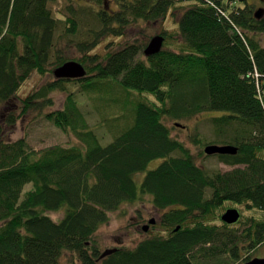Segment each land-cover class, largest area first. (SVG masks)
<instances>
[{
	"label": "trees",
	"instance_id": "1",
	"mask_svg": "<svg viewBox=\"0 0 264 264\" xmlns=\"http://www.w3.org/2000/svg\"><path fill=\"white\" fill-rule=\"evenodd\" d=\"M50 1L0 0V264H62L68 252L79 264H223L227 247V255L237 257V231L204 219L225 200H248L264 213V156L258 155L264 150V16H254L258 1L69 0L62 19ZM179 2L193 3L180 13L179 51L163 48L139 58L141 46L127 44L87 67L85 77L49 80L18 97L34 71L46 73L67 61L69 47L89 64L97 56L87 53L103 38L122 35L132 20H163ZM162 34L169 37L166 30ZM109 89L116 92L115 107L125 108L130 120L120 129L114 116L116 131L103 143L83 105L88 99L97 108L108 104ZM55 91L66 94L64 103L45 112L55 105ZM139 92L154 99L133 96ZM203 111L222 112L211 117L212 129L223 145L238 148L220 154L234 168L209 173L172 137L167 119ZM28 113L45 114L72 130L81 145L36 150L25 138L11 139L9 128ZM192 137L202 141L198 132ZM154 159L163 161L140 188L135 174ZM140 191L152 194L158 207H172L162 217L172 228L169 236L148 235L134 249L119 247L100 259L97 230ZM62 208L60 220L45 213ZM193 218L192 226L184 225ZM254 223L255 231L243 236L252 248L264 242V222ZM207 245L213 253L204 263L195 252Z\"/></svg>",
	"mask_w": 264,
	"mask_h": 264
},
{
	"label": "rangeland",
	"instance_id": "2",
	"mask_svg": "<svg viewBox=\"0 0 264 264\" xmlns=\"http://www.w3.org/2000/svg\"><path fill=\"white\" fill-rule=\"evenodd\" d=\"M81 4L87 3V0H77ZM69 0H54L49 2V7L52 9V12L55 17L65 18L64 13L66 11ZM192 2H179L176 7H173L169 10L165 19L160 20H143L137 19L132 20L125 28V32L122 35H108L101 40V42L93 48L87 56H97V59L90 61L89 64H85L86 67H93L97 61H103L107 54L119 50L127 44H136L141 46L142 50L139 54V58H146L144 54L145 47L149 44L150 40L156 35H162V32L166 30L169 34V37L166 38L164 43V48L174 49L179 51L183 43L181 42V37L179 35V26L178 20L180 13L187 7H190ZM237 4V2H233ZM239 4V3H238ZM262 5H259V7ZM111 8H114V5L111 4ZM262 42L264 43V33L260 34ZM60 44L63 47H67V42ZM69 47L66 49L68 60L80 61L83 57V54L79 52L75 47ZM68 51V52H67ZM55 79L54 69L49 70L46 73H39L34 71L31 76L22 84L21 88L18 91V97L24 98L31 91L40 87L44 82ZM76 87H81L80 84H76ZM111 94L116 95V92L109 89L107 92L108 104L95 107L93 100L88 99L86 102L87 110V120L89 122L90 128L96 132V134L102 139L103 143H107L108 140H111L114 135L112 131H116V128H123L126 125V122L130 120L128 112L123 109H118L114 104L118 105L117 102L113 103L114 100L111 99ZM55 98V105L52 107H46L45 112H51L57 108L62 107L64 103L65 93L55 91L53 93ZM134 97L145 98L151 96L154 99L152 94H138L134 93ZM87 98V96H84ZM84 98V99H85ZM106 98V99H108ZM129 101V98L122 100L123 103ZM119 106V105H118ZM220 111H203L197 115L192 116L188 119H170L166 120L168 126L171 130V135L175 139H178L183 143V145L190 150L193 155L196 163L206 169L209 173L216 171H226L234 168V166L227 164L226 162L220 159V154H206L204 151L207 144H223L220 142L221 139L218 136L215 137L213 133V124L211 123V117L216 115H221ZM117 116L118 124L113 125L114 121L111 119ZM176 122L183 124L180 126L175 124ZM112 125L113 127L109 126ZM198 132L200 134V139L202 141H194L193 135ZM115 133V132H114ZM9 134L11 139L16 140L19 138H25L29 145L36 149H44L52 145H62L64 147H72L75 145H81V141L78 139L72 130L65 131L58 127L51 119L43 114L42 116H35V114L28 113L21 117L14 128H9ZM217 140L218 142H216ZM174 155V154H173ZM259 156H264V150L258 152ZM163 159H154L152 160L147 168L135 174V180L137 185L141 188L142 181L145 178L147 172L150 169L157 167ZM33 187L32 183L27 184L25 187V192L31 190ZM239 208L241 211V218L238 222L229 225L232 230H236V236L233 241L234 244H237L238 250L237 257L227 255L229 248L225 249L223 255L220 259L223 264H240L246 260V258L254 256H264V242L260 243L255 247H250V242L243 238L249 234V232L255 231L254 222H264V213L259 209L253 207L251 202L245 200L243 202H236L232 200H225L221 205L217 207H211L209 213L205 217V222L210 225L224 226L227 222L222 219V215L226 212L228 208ZM172 209V207H170ZM166 209H159L154 201L152 194L141 192L138 197L133 201L123 202L119 208L111 211L109 213L110 219L107 223L100 226L97 230L94 239L97 241L101 253L106 249L111 247H123L134 249L138 243L148 235H159L167 236L171 232V228H167L165 224L162 223V214L164 215ZM51 216L54 220H60L63 218L65 211L64 208L59 210H50L45 212ZM155 218L154 223H150V219ZM196 218L190 219L189 222H185L184 225L188 224L193 225ZM149 224L147 230L143 228L144 225ZM212 245H207L202 251L208 255H203L201 252H195L202 256L201 261L205 263L207 259L212 256V251H208ZM231 246V245H230ZM62 264H79L77 255L72 252L64 253L63 258L61 259Z\"/></svg>",
	"mask_w": 264,
	"mask_h": 264
},
{
	"label": "water",
	"instance_id": "3",
	"mask_svg": "<svg viewBox=\"0 0 264 264\" xmlns=\"http://www.w3.org/2000/svg\"><path fill=\"white\" fill-rule=\"evenodd\" d=\"M244 1V0H240ZM264 2V0H262ZM264 15V7H260L256 10L255 16L257 18H261ZM164 36L163 35H156L154 36L147 47L145 48V54L146 55H152L157 52H159L164 43ZM54 74L57 78H81L84 77L87 74V70L85 66L75 60H69L63 63L62 65L58 66L54 70ZM205 151L209 154L213 153H223V154H235L237 152V148L232 145H208L205 147ZM240 218V211L237 208H229L223 215L222 219L227 223H235ZM151 222H154V219L151 220ZM147 229V226H145ZM116 251V248L112 249H106L101 257H105L106 255H109ZM242 264H264V257H254Z\"/></svg>",
	"mask_w": 264,
	"mask_h": 264
}]
</instances>
